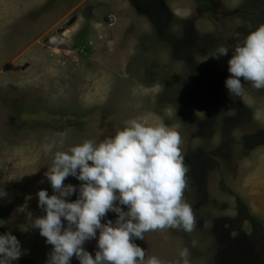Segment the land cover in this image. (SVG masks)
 <instances>
[{"label": "rangeland", "instance_id": "374dc122", "mask_svg": "<svg viewBox=\"0 0 264 264\" xmlns=\"http://www.w3.org/2000/svg\"><path fill=\"white\" fill-rule=\"evenodd\" d=\"M144 1L145 11L131 0H0V234L10 230L26 250L13 264H45L51 250L38 230L21 231L27 212L43 214L37 191L52 192L41 183L50 164L42 143L66 129L69 143L99 142L130 119L180 132L184 198L197 218L191 233L134 242L165 264L184 247L190 264H264V90L242 80L245 95L233 98L224 83L237 36L264 23V0ZM221 45L227 56H209ZM154 72H165L169 101L155 95ZM84 247L94 255L96 241Z\"/></svg>", "mask_w": 264, "mask_h": 264}, {"label": "clouds", "instance_id": "9594fccd", "mask_svg": "<svg viewBox=\"0 0 264 264\" xmlns=\"http://www.w3.org/2000/svg\"><path fill=\"white\" fill-rule=\"evenodd\" d=\"M236 39L224 82L233 98L245 95V83L264 90V23ZM228 53L221 45L209 56L219 59ZM69 133L57 132L42 143L41 152L50 157V164L41 183L46 180L52 192L37 191L43 214L27 212L28 223L21 228L38 230L51 245L45 264H71L73 257L79 264H165L134 241L144 240L149 232L191 233L197 226L192 205L184 198L190 169L180 132L164 123L130 119L99 142L89 138L69 143ZM70 176L80 183L66 184ZM74 194V200L68 199ZM7 197L0 187V199ZM25 211L26 205L20 209ZM110 212L116 214L114 220L107 219ZM93 239L94 255L84 247ZM196 243L192 241V247ZM25 251L10 230L0 234V264H13ZM190 255L188 247L182 248L176 264H190Z\"/></svg>", "mask_w": 264, "mask_h": 264}, {"label": "flooded vegetation", "instance_id": "af4514ba", "mask_svg": "<svg viewBox=\"0 0 264 264\" xmlns=\"http://www.w3.org/2000/svg\"><path fill=\"white\" fill-rule=\"evenodd\" d=\"M163 1L164 0H162L161 1V3H163ZM201 3H212V0H199ZM246 2V1H245ZM244 2V4H243V10H245V9H248V7H247V5H246V3ZM131 3H132V5H135L138 9H144V11L146 10V9H148V7H147V4H146V1H144V0H131ZM187 6H189V5H187ZM186 8V7H185ZM188 9H190L189 7H188ZM211 9V8H210ZM212 10V9H211ZM186 11V10H185ZM216 10H212V12H215ZM233 12H239V10H234V11H231V12H226V13H224L225 15H231ZM249 14H256V11H254L253 9H251V11L249 10ZM183 15L185 16V14L183 13ZM186 16H187V11H186ZM188 17H190V13H189V16H187L186 18H188ZM212 18H214V17H212ZM149 19H150V17H149ZM169 21V19H168V17L167 16H163V19H162V22L161 23H163V25L164 24H166V22H168ZM213 21H215V20H213ZM165 26V25H164ZM196 40H197V38H196ZM204 40H206V43L208 42V43H213V39L212 40H210V39H206V38H204ZM177 42H174V44H176ZM206 43H204V47H206V48H208V46L206 45ZM161 78V82H158V84H161L160 85V88H159V90L158 91H156V93H155V95H158V96H160V97H164V98H166L168 101L170 100V99H172V97H171V95H169V97H168V92H169V90L167 91V85H166V83H165V80L164 79H166V76H165V72H163V73H161V74H157L156 75V73L154 72V73H152V75H151V78H154V80H156V78L158 79V78ZM216 83H218V80H215L214 81V84H216ZM215 97H217V93H214L213 92V98L215 99ZM223 102V104H225L226 105V107H227V103H226V101L225 100H223L222 101ZM203 107H204V104H203ZM204 108H207V107H204ZM235 108H237V106H235ZM208 109V108H207ZM213 111H215L214 109H212ZM194 174H196V175H198L199 174V171L198 170H196V171H194Z\"/></svg>", "mask_w": 264, "mask_h": 264}, {"label": "water", "instance_id": "95a60500", "mask_svg": "<svg viewBox=\"0 0 264 264\" xmlns=\"http://www.w3.org/2000/svg\"><path fill=\"white\" fill-rule=\"evenodd\" d=\"M111 20V19H110Z\"/></svg>", "mask_w": 264, "mask_h": 264}]
</instances>
